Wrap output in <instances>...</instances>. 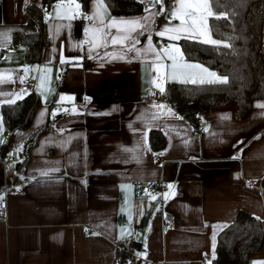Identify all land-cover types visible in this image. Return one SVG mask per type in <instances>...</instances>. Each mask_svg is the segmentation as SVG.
Here are the masks:
<instances>
[{
    "label": "crops",
    "instance_id": "0c3cea01",
    "mask_svg": "<svg viewBox=\"0 0 264 264\" xmlns=\"http://www.w3.org/2000/svg\"><path fill=\"white\" fill-rule=\"evenodd\" d=\"M28 2L38 0H0V33L10 37L0 39V73L7 81L0 84V92H20L13 80L26 65H47L52 71L44 84L39 71L29 74L37 82L38 106L29 124L13 132L10 141L22 150L14 167L7 169L1 158L9 132L1 108L10 97L0 96V195L8 203V222L0 223V264H208L217 256V236L226 228L215 229L213 257V226L228 225L243 209L264 227V109L256 107L264 99H257L245 117L235 101L213 106L202 116L211 121V130L201 133L184 117L177 119L182 116L168 100L141 101L149 89L158 90L150 83L156 76L149 72L151 54L144 62L96 55L119 49L109 45L95 49L94 58H89V45L83 42L91 22L76 18L70 29L61 28L57 34L55 25L69 22L56 19L53 8L46 28L49 42L38 62L27 63L21 36L13 42L15 35L38 29L26 19ZM165 4L170 8L172 0ZM88 9L91 13L92 0ZM144 14L111 16L130 19ZM166 24V16L156 18L153 44L159 50L173 43L183 52L184 39L155 35ZM139 40L136 47H145L147 34ZM169 83L181 82L166 81L165 92ZM153 103L167 105L175 116L153 119ZM44 126L47 130L39 135ZM152 131L162 134L164 146L151 145ZM160 153L164 161L156 163L154 156ZM251 179L257 186L245 184ZM170 184L174 188L169 189ZM127 185L131 187H122ZM164 193H171L167 200ZM167 218L174 221L171 230L163 228ZM129 238L136 244L135 260L119 250ZM254 261H264V243L252 254L250 264Z\"/></svg>",
    "mask_w": 264,
    "mask_h": 264
},
{
    "label": "trees",
    "instance_id": "16d2710c",
    "mask_svg": "<svg viewBox=\"0 0 264 264\" xmlns=\"http://www.w3.org/2000/svg\"><path fill=\"white\" fill-rule=\"evenodd\" d=\"M91 0H78L82 10L88 12ZM171 1V0H167ZM57 0H38L25 5L26 19L38 25V29L28 34L15 35L13 44L21 39L26 46L25 62H38L42 48L49 42L46 34L45 9H51ZM112 15H134L144 10L140 0H106ZM215 10L228 13L227 18H210L213 38L230 44L215 46L200 43L199 40L180 41L185 58L198 61L218 73L227 76V83H169L164 93L175 110L191 122L194 127L198 120L213 107L237 102L239 114L249 115L257 99H264V44L262 34L264 25V0H217ZM82 18V17H81ZM83 19V18H82ZM14 104H4L3 122L10 132L29 124L38 101L31 92H26ZM48 126L40 129V135ZM9 140V141H10ZM34 140V139H33ZM160 132L152 131L151 145L164 146ZM7 145L2 146L5 154ZM3 154V155H4ZM264 189V179L262 180ZM264 227L254 214L240 209L237 216L222 230L216 244V257L208 264H250L254 252L264 243Z\"/></svg>",
    "mask_w": 264,
    "mask_h": 264
},
{
    "label": "snow or ice",
    "instance_id": "6c2138e0",
    "mask_svg": "<svg viewBox=\"0 0 264 264\" xmlns=\"http://www.w3.org/2000/svg\"><path fill=\"white\" fill-rule=\"evenodd\" d=\"M141 3H145L147 6L144 8V15L134 18H116L112 17L109 12V6L106 0H92V11L86 13L82 10V4L78 0H57L53 6V13L55 18L61 21H68V24L55 25L56 32L59 34L61 28H71V21L76 18H83L90 21V25L84 29L86 39L83 43H87L88 56L93 57V51L95 49H107L109 45L119 46L118 50L113 52H105L103 56L99 52H96L97 56L101 59L105 57H111L112 59H127L129 62L133 58H140L144 62L145 58L151 54L153 59L149 72H155L156 76L152 77L150 83L159 90L160 94L165 93L164 83L168 80H177L181 83H227V76H218L216 72L210 71L207 67H204L198 63H190L184 59L183 52L176 44L169 43L168 45H161L159 50L153 44L152 34L156 18L164 15L168 20L162 30L155 31V35L159 37H167L170 41H179L180 39H198L200 43L210 44L215 46L223 45L224 47H230L231 45L224 41L213 38L212 28L209 24L210 18L219 19L221 17L227 18L228 13H218L215 10L217 0H172V6L166 7L165 0H140ZM157 6H159L157 10ZM53 13L48 12L45 9V20L52 18ZM173 21H179L178 24H173ZM147 34V45L143 48H137L136 45L140 43L139 37ZM0 39H10L7 32L0 33ZM55 52L56 50L53 49ZM129 53H134L133 56H129ZM166 61H171L170 64ZM51 63V62H49ZM60 63H65V57L61 55ZM22 71L24 75L19 77L21 83H23L30 73L39 71L41 73L40 83L44 84L46 80V74L50 73L52 69L45 65L43 68L40 66H24ZM35 78V77H33ZM59 79V75H57ZM7 82L5 74L0 73V84ZM150 94H154L149 89ZM26 90L22 89L18 93L0 92V96L10 97L2 101L7 104L16 103L17 99H21L26 95ZM43 95V93H41ZM61 100L65 97L61 96ZM68 99H72L69 97ZM153 108L157 109V112L153 114V119L159 118L161 115H172V112L167 105L155 104ZM256 107L264 109V103H257ZM59 109L54 111L51 115L53 118L57 114ZM65 111L74 112L75 108ZM45 115L41 112V117ZM177 119H183V117L176 116ZM202 119V118H201ZM221 119H230L228 116H223ZM207 131V128L205 129ZM3 132V125L0 123V133ZM145 142L147 141V132L143 133ZM257 139L259 137H256ZM4 141L0 139V143ZM240 143H243L241 141ZM22 150V145L16 149V152ZM125 151H133L132 149H125ZM11 153L10 155H14ZM160 153L158 155H163ZM238 157H233L237 159ZM52 171H58V169H52ZM42 175H48L47 172ZM131 187V185L122 186ZM169 189L174 188L173 185H168ZM171 193H164V199L167 200ZM155 199V197H153ZM3 201V196L0 195V203ZM159 209H157L158 211ZM143 209L141 208V214ZM131 220V215L129 216ZM259 219V218H258ZM227 227V225H215L213 226V257L215 255V241L216 232L215 229ZM123 236V230L121 231ZM253 264H264V261H254Z\"/></svg>",
    "mask_w": 264,
    "mask_h": 264
},
{
    "label": "built area",
    "instance_id": "2783aa9c",
    "mask_svg": "<svg viewBox=\"0 0 264 264\" xmlns=\"http://www.w3.org/2000/svg\"><path fill=\"white\" fill-rule=\"evenodd\" d=\"M143 7H146L147 5L145 3H141ZM159 7V6H157ZM24 72L23 71H18L16 77L14 78V87L18 90H26V92H31L33 93V95L36 96V84L37 82L35 81V79L32 76H28V78L21 83L19 77L23 76ZM154 94H145L141 96V101L143 102H153V101H161V100H167L165 94H160V92L158 90H152L151 91ZM202 118V119H201ZM200 120H198L197 125L195 126V129L201 133H208L210 132V127H211V121L209 119H206L204 117H201ZM207 128V131H205V129ZM10 132L7 134V139L5 140V143L7 145L6 147V153L3 155V157L1 158L2 160V165H4V167L7 168H11L14 167V163L18 160V154L16 152V147L14 144H12L10 140ZM11 153H15L14 155H10ZM154 161L156 163H161L164 161V159L160 156V155H156L154 156ZM245 184L248 187H254L257 186V181L251 179V180H247L245 181ZM8 203L5 197H3V201L2 203H0V223H7V210H8ZM174 227V221L171 219H164L163 222V228L165 230H171ZM122 245H120L119 250L123 251L127 254V257L131 260H135L132 257V249L135 247V243L132 239H126L123 240V242L121 243ZM144 264H152L149 261H145Z\"/></svg>",
    "mask_w": 264,
    "mask_h": 264
}]
</instances>
